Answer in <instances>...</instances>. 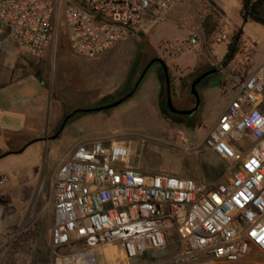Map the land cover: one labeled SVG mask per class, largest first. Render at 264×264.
<instances>
[{"label":"built area","instance_id":"obj_1","mask_svg":"<svg viewBox=\"0 0 264 264\" xmlns=\"http://www.w3.org/2000/svg\"><path fill=\"white\" fill-rule=\"evenodd\" d=\"M181 2L0 0V49L42 60L61 17L70 49L95 59ZM228 83L226 110L196 146L229 162L227 179L147 173L120 140L78 142L57 170L44 264H99L106 245L119 252L116 264H130L164 250L173 234L177 250L143 264H264V64Z\"/></svg>","mask_w":264,"mask_h":264},{"label":"rangeland","instance_id":"obj_2","mask_svg":"<svg viewBox=\"0 0 264 264\" xmlns=\"http://www.w3.org/2000/svg\"><path fill=\"white\" fill-rule=\"evenodd\" d=\"M65 35V29L59 17L55 38L56 56L50 55L46 61L31 58L29 62L34 70L44 75L45 82L55 95L60 94L62 98L66 100L69 98L71 102L81 105L85 100L87 106L85 108L108 105V98L111 95L119 89H125L126 83L122 85L119 83L121 79H127L131 75L133 64L140 55L143 57V62L151 52H154L158 57L163 56L166 62L169 53L178 55L182 51L175 49L167 53V49L171 47L167 42L177 43V45L188 42L190 46L185 47L184 50L191 52L193 44L201 36L199 28L192 34L189 27L182 21H178L177 25L162 22L160 26L132 38L129 48L118 46L103 56L84 59L70 49ZM60 43L69 48L66 47L68 49L66 56L61 58ZM3 54L0 49L1 64L7 60L6 57H10L9 55L13 56L9 53L4 57ZM215 68L218 69L217 73L220 72L221 78L223 73L219 67ZM196 73L198 71L188 74V83L177 93L173 100L176 108L184 109L194 106L195 102L188 96V87ZM216 74L203 80V84L210 88L211 95L205 116L206 96L201 98L193 119L182 115L173 117L163 114L161 109V102L165 99L163 88L156 114L157 120L154 119L153 114L142 113L136 108L122 110L126 102L128 104L135 102L137 87L135 94L123 104L102 112L86 113L95 116L96 121L80 135L93 133L99 129L107 132L111 136L110 140H120L131 148L133 152L131 162L139 165L143 172L177 175L205 183L221 178L225 180L230 173L229 162L222 160L212 151L202 149L201 146L196 148L212 128L221 108L229 101L227 96L217 94L218 88L215 84L213 85L217 79ZM99 95L103 97H98ZM116 111L118 113H114L113 118L107 117L110 112ZM86 114L78 112L76 116L84 119L88 117ZM177 119L190 122L191 128L186 129L182 124L173 126V122ZM57 130L58 128L51 135ZM80 135L75 134L71 138H64L65 134L61 133L57 138L46 140L45 148L39 151L25 150L21 154H11L0 159V181L2 182L0 264H44L51 260L50 240L54 220L52 199L57 170L61 160L75 144L74 138ZM11 150L17 149H8V146L3 144L0 156ZM177 243V237L173 234L164 250L157 251L153 255H145L130 264H143L151 258L169 256L177 250ZM71 250L72 248H68L65 252ZM97 252L99 264H116L120 258L117 249L111 245L102 246L97 249Z\"/></svg>","mask_w":264,"mask_h":264},{"label":"crops","instance_id":"obj_3","mask_svg":"<svg viewBox=\"0 0 264 264\" xmlns=\"http://www.w3.org/2000/svg\"><path fill=\"white\" fill-rule=\"evenodd\" d=\"M210 2L215 5L219 13L213 16V21L216 22V29L207 37L202 21L211 13ZM240 8L241 0H182L163 19L162 22H171L175 25H177L178 21H182L189 27L192 34L197 28H199L201 34L200 38L193 44L191 52L184 50L185 47L190 46L188 42L178 43V45L177 43L167 42L171 46L169 47L170 49H167V53L175 49L182 50L178 55L169 53L165 62L168 69L170 68L172 75L171 87L173 88L174 99L177 93L184 89L188 83L189 73L195 71L206 72L212 68L219 67L223 75L220 78V72L217 73V79L213 85L215 84L218 88V95L227 96L230 101L231 95L228 83L230 77L233 74L247 75L259 65L264 64V24L255 22L243 23ZM260 13L264 17V5L261 7ZM240 26L243 27L246 49L228 67H224L221 62L226 54L228 40ZM219 38L220 41L217 40ZM131 39L123 43L121 42L113 48L118 46L129 48L131 46ZM66 47L68 48V46L60 43L62 54L60 58L66 56V50L69 49H66ZM56 48L57 41L52 40L47 48L45 57L40 61H46L50 55L52 57L56 56ZM1 50L4 53V57L5 54L9 53L13 56L9 55L10 57H6L7 60L3 64L0 63V149L5 144L8 146V149L19 150L30 140L43 139L35 141L26 148V150L39 151L41 148H45L46 140H52L50 137L57 131L53 135L51 134L58 128L60 120L66 111H74L77 108L85 109L87 107L85 100L81 105L74 101L71 102L69 98L67 100L62 98L60 94L55 95L45 82L44 75H41L31 67L29 59L33 57L25 56L16 50ZM125 79H121L119 84H124ZM160 79L157 68L149 71L138 85L135 102L133 101L129 104L126 102L122 110L136 108L142 113L148 114L149 112L153 114L154 119L157 120L156 114L159 109V99L162 91ZM207 86L205 84L197 86L201 98L206 96L204 116L211 99L210 88ZM98 97H103V95H99ZM229 101L217 114L213 126L218 121L219 116L226 110ZM114 113L118 112H110L107 117L113 118ZM76 114L72 116L73 120L70 124L66 125L67 127L65 126L62 130L61 133L65 134L64 138H71L75 134L80 135L84 133L96 121V117L93 115L86 114L88 117L82 119L80 116L77 117ZM92 135L96 136L91 137ZM109 137L111 136L107 132L100 131V129L93 133H86L83 136L80 135L74 138L76 142L71 149L78 142L97 139L107 141L110 140Z\"/></svg>","mask_w":264,"mask_h":264},{"label":"trees","instance_id":"obj_4","mask_svg":"<svg viewBox=\"0 0 264 264\" xmlns=\"http://www.w3.org/2000/svg\"><path fill=\"white\" fill-rule=\"evenodd\" d=\"M210 4H211V7H210L211 13L206 18H204L202 21V25L204 27V30H205L207 37L210 36L213 33V31H215L216 22L213 21V19H214L213 16L218 15V13H219V10L215 7V5L212 2H210ZM263 5H264V0H241L240 15L242 17V19H241L242 22L243 23L255 22V23L264 24V17L260 13L261 7ZM141 34L142 33H140L139 35H141ZM244 40L245 39H244L243 27L240 26L239 28H237L235 30V32L232 34V36L228 40L226 54L224 55V58L221 62L224 67H228L234 60L237 59V57L241 53L244 52V50L246 49V45H245ZM155 57H158L157 54L154 52H151V54L147 58H145V60L142 62L143 57H142V55H140L136 59L135 63L133 64V69L131 71V75L125 81L126 88L122 89V90L119 89L115 94L111 95L108 98V103L110 104V103L114 102L115 100H117L118 98H123L125 95H127L133 89L137 78L139 77V75L143 71L146 64L152 58H155ZM153 68H158L159 76L161 78L160 81L162 83V88H163L164 96L166 99V89H165V82H164L165 76L163 73L162 66L159 63H154L150 67L149 71H151ZM169 73H170V78L172 79L170 68H169ZM200 73H202V72H198V73L194 74L193 80ZM171 79H170V83H172ZM190 83H191V81L189 82L188 96L191 97L193 99L192 101L194 102L195 98L190 93ZM171 91H172V95L174 96V92H173L172 87H171ZM165 99H163V103L161 102L162 112L165 115H171L165 108ZM184 109H191V108L185 107ZM72 111L73 110L66 111V113L64 114V116L61 119V123H62L63 119L68 114H70ZM71 119L72 118H70L68 120V122ZM68 122H67V124H68ZM60 126H61V124H60ZM60 126L58 127V129L60 128Z\"/></svg>","mask_w":264,"mask_h":264},{"label":"water","instance_id":"obj_5","mask_svg":"<svg viewBox=\"0 0 264 264\" xmlns=\"http://www.w3.org/2000/svg\"><path fill=\"white\" fill-rule=\"evenodd\" d=\"M154 63H159L162 66L163 72H164V82H165V88H166V95H167V99H166V106L169 109V111H171L172 113L175 114H182V115H192L199 107L200 105V94L197 90V85L199 84V82L205 78H207L208 76L212 75V74H216L218 69L217 68H213L209 71L206 72H202L200 75H198L195 80H193L190 84V93L191 95L195 98L194 100V106L193 108H191L190 110H182V109H177L174 105H173V97H172V92H171V83H170V73H169V69L167 64L165 63V61H163V59L161 57H155L152 58L144 67L143 71L141 72L139 78H137L133 89L127 94L125 95L123 98H118L117 100H115L114 102L105 105V106H96V107H92V108H85V109H76L74 111H72L70 114H68L62 121L60 128L57 130V132L50 137V139H54L57 138L60 133L62 132V130L65 128L67 121L69 120V118H71L72 116H74L76 113L80 112V113H90V112H102L114 107H117L120 104H123L127 99H130L133 94L135 93V91L137 90V87L139 85V83L141 82V80H143V78H145L146 74L148 73L150 67L154 64ZM43 139H33L30 140L29 142H27L22 148H20L19 150H11V151H7L6 153H4L2 156H0V159L9 156L11 154H21L23 153L26 148L31 145L32 143H34L35 141H41ZM46 140V139H45Z\"/></svg>","mask_w":264,"mask_h":264},{"label":"flooded vegetation","instance_id":"obj_6","mask_svg":"<svg viewBox=\"0 0 264 264\" xmlns=\"http://www.w3.org/2000/svg\"><path fill=\"white\" fill-rule=\"evenodd\" d=\"M164 73V72H163ZM201 74V73H200ZM199 74V75H200ZM196 78V77H195ZM195 78H194V80H195ZM206 79V78H205ZM205 79H203V80H205ZM203 80H201L200 82H199V84L197 85V86H199V85H202L203 84ZM193 81V80H192ZM166 89V88H165ZM172 92V91H171ZM134 95V94H133ZM172 97H173V95H172ZM201 97V96H200ZM166 99H167V95H166ZM166 99H165V108H166V110L171 114V116H173V117H175V115H182V114H175V113H172L171 111H169V109L167 108V106H166ZM128 100V99H127ZM173 100H174V97H173ZM173 100H172V102H173ZM163 103V102H162ZM173 105H174V103H173ZM193 108V107H192ZM177 109H180V108H177ZM182 110H190V109H182ZM197 111V110H196ZM196 111L192 114V115H190V116H188V115H182V116H187V117H190V119H193L194 118V116H195V113H196ZM163 113V112H162ZM72 118V117H71ZM70 119V118H69ZM68 122V121H67ZM67 124V123H66ZM179 124H182L183 125V127L184 128H186V129H189V128H191V124H190V122H182V121H178V119L175 121V122H173V126H176V125H179Z\"/></svg>","mask_w":264,"mask_h":264},{"label":"bare ground","instance_id":"obj_7","mask_svg":"<svg viewBox=\"0 0 264 264\" xmlns=\"http://www.w3.org/2000/svg\"><path fill=\"white\" fill-rule=\"evenodd\" d=\"M0 188H1V185H0Z\"/></svg>","mask_w":264,"mask_h":264}]
</instances>
